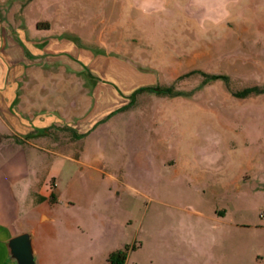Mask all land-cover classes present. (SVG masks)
Masks as SVG:
<instances>
[{
  "label": "rangeland",
  "instance_id": "374dc122",
  "mask_svg": "<svg viewBox=\"0 0 264 264\" xmlns=\"http://www.w3.org/2000/svg\"><path fill=\"white\" fill-rule=\"evenodd\" d=\"M221 2L187 20L128 18L119 0H0V165L28 154L15 195L36 264H111L116 250L123 264H264V93L232 94L264 86V0ZM190 70L229 85L194 89L200 75L177 79ZM51 74L80 77L82 112L93 78L194 91H139L87 131L25 144L11 81Z\"/></svg>",
  "mask_w": 264,
  "mask_h": 264
},
{
  "label": "crops",
  "instance_id": "0c3cea01",
  "mask_svg": "<svg viewBox=\"0 0 264 264\" xmlns=\"http://www.w3.org/2000/svg\"><path fill=\"white\" fill-rule=\"evenodd\" d=\"M121 2V10L126 13V17H133V12L138 18L156 19V16L170 18L174 15L186 13V19L191 20L193 13L207 12L210 0H119ZM213 6L215 4L216 11H219V3L221 0H211ZM223 6V4H222ZM214 9V8H213ZM202 17V16H201ZM203 18V17H202ZM205 18V17H204ZM127 67V66H126ZM112 76V75H111ZM144 77V76H142ZM35 80H33V79ZM31 80L26 77H14L11 81L14 91L10 93L12 102L11 107L14 109L8 111L9 119L13 130L37 133L33 139L39 138L41 141H55L58 137L55 135L50 138L52 130L62 129V127L70 128L72 131L81 133L82 127L87 131L99 120L110 116V113L128 104L131 97L136 91L144 87H153L145 85L140 79L139 84H134L133 89L129 91V80L126 76H112L108 81H101L93 78V94L95 100L93 108L88 106L83 112L81 111V101L84 99L81 93L80 77L73 75L68 78V86L65 85L64 77L59 74H51L49 76H41V80H36V76H32ZM23 83V84H22ZM53 86V92H50L48 84ZM21 84V85H20ZM18 88L23 93L18 94ZM67 89V95L72 97V102L68 103V111L64 109V95ZM34 91V92H31ZM36 92V93H35ZM39 94V95H38ZM52 100V103L49 102ZM118 111L111 116H116ZM49 129V134H42L44 130ZM39 132V133H38ZM41 132V133H40ZM31 139L25 140V144H34ZM28 154L20 158H12L7 164L0 165V264H16L8 258L7 240L24 232L20 228V206L16 198V188L18 181L29 177L27 172ZM30 184H25L23 191L27 192ZM221 224L234 225V223L225 222L216 227H222ZM208 260V256L206 257ZM205 259V258H204ZM215 264H224L220 257Z\"/></svg>",
  "mask_w": 264,
  "mask_h": 264
},
{
  "label": "trees",
  "instance_id": "16d2710c",
  "mask_svg": "<svg viewBox=\"0 0 264 264\" xmlns=\"http://www.w3.org/2000/svg\"><path fill=\"white\" fill-rule=\"evenodd\" d=\"M195 74L201 76V81H200L199 85L196 86L194 89H200L205 84H207L213 80H216V79H221L227 86L229 85V76L228 75H226V74H214V73L204 72L202 70H190V71L178 76L177 79H181V78L188 77V76L195 75ZM194 89L190 90V91H184V90L175 89L172 85L171 86H153V87L140 88V89H138V91H136V93L139 91L146 90V91H149L150 93H155V94L162 95L165 97H176V96L187 97L190 95V93L192 91H194ZM260 93H264V86L253 85V86H247V87H244V88H241L238 90H232V94L238 98H245V97L257 95ZM132 97H134V96H132ZM132 97H131V100L129 101L128 104H126V105L120 107L119 109L111 112L110 115L128 108L133 103ZM49 129H51V128L44 130V132H42V134H49L50 133ZM62 129H66V127H62ZM68 129H70V128H68ZM30 137H33V134H30ZM125 258H126V251L116 250L115 252H113L111 254L109 261L111 264H123Z\"/></svg>",
  "mask_w": 264,
  "mask_h": 264
},
{
  "label": "water",
  "instance_id": "95a60500",
  "mask_svg": "<svg viewBox=\"0 0 264 264\" xmlns=\"http://www.w3.org/2000/svg\"><path fill=\"white\" fill-rule=\"evenodd\" d=\"M8 258L16 264H36L32 231L10 237L7 242Z\"/></svg>",
  "mask_w": 264,
  "mask_h": 264
}]
</instances>
